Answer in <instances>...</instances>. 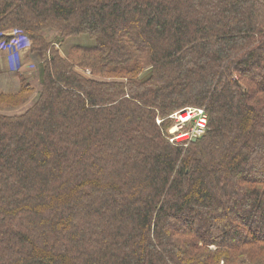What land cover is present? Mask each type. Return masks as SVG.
<instances>
[{
    "label": "trees",
    "instance_id": "obj_1",
    "mask_svg": "<svg viewBox=\"0 0 264 264\" xmlns=\"http://www.w3.org/2000/svg\"><path fill=\"white\" fill-rule=\"evenodd\" d=\"M12 30L50 57L0 96V264H264V0H0Z\"/></svg>",
    "mask_w": 264,
    "mask_h": 264
},
{
    "label": "rangeland",
    "instance_id": "obj_2",
    "mask_svg": "<svg viewBox=\"0 0 264 264\" xmlns=\"http://www.w3.org/2000/svg\"><path fill=\"white\" fill-rule=\"evenodd\" d=\"M12 31H16V32H18V34L15 37L8 35L11 37V39H9L7 41V43H6V41H2L0 43V58H2L1 60H7V61H10V60L15 61L16 59H18L21 62V64H22V60L25 62L27 60L26 65L24 67V70L26 72L25 74L27 76L26 80L30 83V85H32V87L35 88V90H34V94H35L37 91H39L40 86H41L40 82H39V78H38V65L50 57V52L48 50H46V51L45 50H43V51L33 50L31 42L27 41L28 39L26 38V36L24 35V33L22 31H20V30H12ZM51 34L52 35H50V36L52 37L54 35V33L51 32ZM83 43H85V42H83ZM68 46L69 45H66V48H68ZM14 76H15L14 78H16V85H19L20 79H18L17 75H14ZM22 83H23V81L21 78L20 89L22 87ZM8 92H12L11 89ZM3 94H4V92H0V96H2ZM7 94H13V93H7ZM34 94L30 98V100H27L25 103H22L19 106H14V107L9 108L11 110L7 111L6 113H9V114L20 113L23 109L27 108L31 104V99H33L36 95V94L35 95ZM25 95H26V93H23L22 95H20L19 96L20 100H22V98ZM169 125L170 126L173 125L172 121L169 122Z\"/></svg>",
    "mask_w": 264,
    "mask_h": 264
},
{
    "label": "built area",
    "instance_id": "obj_3",
    "mask_svg": "<svg viewBox=\"0 0 264 264\" xmlns=\"http://www.w3.org/2000/svg\"><path fill=\"white\" fill-rule=\"evenodd\" d=\"M16 31H11L8 35L15 37ZM169 119L175 126H170L167 130L168 140L173 144H185L196 140L205 133L208 125V116L203 108L188 106L173 112ZM157 123L161 124L162 119L158 118Z\"/></svg>",
    "mask_w": 264,
    "mask_h": 264
},
{
    "label": "crops",
    "instance_id": "obj_4",
    "mask_svg": "<svg viewBox=\"0 0 264 264\" xmlns=\"http://www.w3.org/2000/svg\"><path fill=\"white\" fill-rule=\"evenodd\" d=\"M8 58V57H7ZM0 58V92L4 93H17L18 90L20 89V80L21 78L23 79L24 77L26 78V72L24 70V67L26 65V62L22 60L21 62L16 59L14 60H1ZM29 74V73H28ZM18 76L19 80V85H16V78L15 76ZM15 81V82H14ZM11 89L12 92H8Z\"/></svg>",
    "mask_w": 264,
    "mask_h": 264
},
{
    "label": "water",
    "instance_id": "obj_5",
    "mask_svg": "<svg viewBox=\"0 0 264 264\" xmlns=\"http://www.w3.org/2000/svg\"><path fill=\"white\" fill-rule=\"evenodd\" d=\"M193 141H195V140H193Z\"/></svg>",
    "mask_w": 264,
    "mask_h": 264
}]
</instances>
